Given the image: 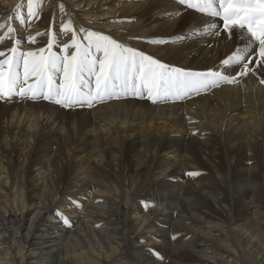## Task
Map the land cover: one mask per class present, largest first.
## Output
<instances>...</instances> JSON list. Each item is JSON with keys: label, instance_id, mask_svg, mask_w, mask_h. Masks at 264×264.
Wrapping results in <instances>:
<instances>
[{"label": "bare ground", "instance_id": "bare-ground-1", "mask_svg": "<svg viewBox=\"0 0 264 264\" xmlns=\"http://www.w3.org/2000/svg\"><path fill=\"white\" fill-rule=\"evenodd\" d=\"M33 12L0 0L6 56L48 55L49 40L63 56L66 23L232 82L156 103L119 89L91 106L0 98V264H231L229 232L264 264V65L246 30L230 36L178 0H33ZM237 48L252 58L244 75L221 65Z\"/></svg>", "mask_w": 264, "mask_h": 264}, {"label": "snow or ice", "instance_id": "snow-or-ice-1", "mask_svg": "<svg viewBox=\"0 0 264 264\" xmlns=\"http://www.w3.org/2000/svg\"><path fill=\"white\" fill-rule=\"evenodd\" d=\"M178 2L221 18L223 28L230 36L235 35L234 29L246 30L252 41L258 44V55L264 58V0ZM19 11L20 8L17 9ZM27 13L28 16L35 15L33 0H27ZM61 27L70 33V43L64 44L63 56L51 52V40L48 42V55L44 54V49L22 52L19 57L15 55L16 47L9 49L11 56L0 51V57H5L0 60V98H11L14 94L30 95L32 99H44L64 107L91 106L95 101L118 95L119 89L125 94L128 91L134 95L146 94L150 101L156 103L158 99H177L206 91L222 82H232L219 70L194 72L172 67L101 33L77 30L66 23ZM79 32L84 33L82 37ZM246 55L237 48L221 65H241L236 75H244L252 71L249 67L252 58L248 56L246 59ZM224 71L227 72V67ZM57 74L60 75L59 83L55 81ZM58 219L71 226L62 213L58 212Z\"/></svg>", "mask_w": 264, "mask_h": 264}, {"label": "rangeland", "instance_id": "rangeland-1", "mask_svg": "<svg viewBox=\"0 0 264 264\" xmlns=\"http://www.w3.org/2000/svg\"><path fill=\"white\" fill-rule=\"evenodd\" d=\"M257 55V54H256ZM257 57H259L258 59H259V61L261 62V64H263L264 65V58H261L259 55H257ZM263 62V63H262ZM126 97V96H125ZM120 101H124V100H120ZM116 102V101H115ZM81 110H86V109H81ZM80 110V111H81ZM88 110V109H87ZM233 234L234 233H231V232H229L228 233V235H227V238H228V240L230 241V242H232L231 243V245H232V247H233V249L235 250V251H237L238 250V252H237V257L236 256H234V259L231 257V259L229 260V261H231L230 263L231 264H241L242 263V261H243V263L242 264H259L257 261H255L254 259H253V257H251V255L250 254H248L246 251H243V247H241V245H239L236 241H238L237 240V238L238 237H236V236H233ZM235 235V234H234ZM235 241V242H234ZM239 242V241H238ZM237 243V244H236ZM236 247H238L237 249H236ZM239 253L241 254V256H239ZM231 256V255H230ZM241 258V259H240ZM244 259V260H243ZM240 260H241V262H240Z\"/></svg>", "mask_w": 264, "mask_h": 264}]
</instances>
